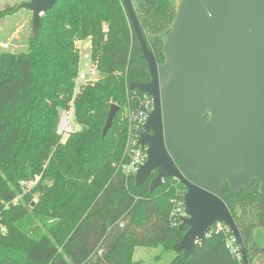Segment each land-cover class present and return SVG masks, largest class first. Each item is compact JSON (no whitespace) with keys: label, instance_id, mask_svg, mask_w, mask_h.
Returning a JSON list of instances; mask_svg holds the SVG:
<instances>
[{"label":"trees","instance_id":"1","mask_svg":"<svg viewBox=\"0 0 264 264\" xmlns=\"http://www.w3.org/2000/svg\"><path fill=\"white\" fill-rule=\"evenodd\" d=\"M131 4L148 50L163 63L175 2ZM40 22L24 53L0 52V264H137L136 247L173 251L188 230L170 220L173 201L182 199L185 188L165 179L151 192L155 172L137 186L135 175L113 166L127 164L126 137L141 133L120 118L125 110L136 112L145 98L129 84L150 80L122 1H58ZM87 40L99 79L75 95L81 130L61 144L59 110L72 102L80 62L76 43ZM111 105L119 111L102 137ZM36 177L24 191L20 182ZM222 188L229 191L226 183ZM257 189L255 181L229 205L249 264H264V248L253 238L254 229L264 227V198ZM222 227H212L188 257L175 252L170 264H242L237 243L229 246L232 235Z\"/></svg>","mask_w":264,"mask_h":264},{"label":"water","instance_id":"2","mask_svg":"<svg viewBox=\"0 0 264 264\" xmlns=\"http://www.w3.org/2000/svg\"><path fill=\"white\" fill-rule=\"evenodd\" d=\"M58 1L16 7L32 13V38ZM121 1L150 77L131 82L129 90L149 96L153 106L137 140L146 161L136 170V185L155 172L151 192L165 179L185 188L179 227L188 230L174 252L188 257L212 227L224 225L242 264H249L229 205L255 181L264 198V0H173L161 64L147 48L131 0ZM118 111L110 106L102 137Z\"/></svg>","mask_w":264,"mask_h":264},{"label":"rangeland","instance_id":"3","mask_svg":"<svg viewBox=\"0 0 264 264\" xmlns=\"http://www.w3.org/2000/svg\"><path fill=\"white\" fill-rule=\"evenodd\" d=\"M27 1L28 0H0V14H2L0 15V52L19 54L24 53L27 50L28 40L32 37V13L24 9H16L17 6ZM82 42H89V40ZM85 44L86 43H84V46ZM76 83L77 81L75 78L74 85H76ZM82 90L83 88H80V90L75 94L73 89L74 97L70 100L72 102H69L66 105L65 109L59 110V122L57 125L56 133L60 136L61 144H64L71 134L79 132L81 130V127L75 121L74 109H72L70 106L71 104H73L74 106V99L82 92ZM66 112H73L71 121L69 122L72 132H68L67 128L65 127L62 128V123L64 121L63 116ZM120 118L122 119H120L121 121H128L129 114L127 110L121 113ZM126 141H128V135L126 137ZM126 147L133 148L134 145L131 143L128 146V143L126 142L124 144V149H126ZM124 149L122 160L126 161L127 157H125L124 155L126 154ZM113 166H115V168H119L122 166V164L119 161ZM38 179L39 178L36 177L35 180L32 181H21L20 184L23 186L24 191H28L35 185ZM180 193V190L175 191V194L177 196H179ZM34 199L36 202L37 195H35ZM177 202L178 201L176 199V201H174V204H176ZM0 226L3 228L4 232L5 229L1 223ZM43 232L45 231L43 230ZM253 238L259 246L264 248V227L254 229ZM175 257L176 253L174 251H165L162 246L136 247L132 255V260L137 264H170Z\"/></svg>","mask_w":264,"mask_h":264},{"label":"built area","instance_id":"4","mask_svg":"<svg viewBox=\"0 0 264 264\" xmlns=\"http://www.w3.org/2000/svg\"><path fill=\"white\" fill-rule=\"evenodd\" d=\"M84 43L85 42H77L76 43V48L79 51V56H80V62H79V71L76 76V85L74 86V92H78L80 88H85L87 86L93 85L95 82L98 81L99 79V72H98V63L97 61H93L91 59V46L89 44L88 49L86 50L84 48ZM145 98L141 100L140 102V108L136 112H128L129 114V126L132 125L134 127V130L141 129L142 132V126L145 123V120L147 118L148 113L152 110V101L149 96L145 95ZM73 109V104L70 106ZM73 112H66L63 116V123H62V128H67L68 132H72L69 122L71 121ZM64 125V126H63ZM68 125V126H67ZM130 128V129H131ZM140 135V134H139ZM139 135L136 137L133 136L132 134L128 135V146L132 143L134 145L133 148L126 147L125 149V157H127V164H123L121 166L123 172L126 175H135L137 168L144 164L146 161V151L145 149H141L140 146L137 144V140L139 138ZM132 149V150H130ZM176 201V200H174ZM173 201V209L171 212V223L173 226H177L180 224V218L184 216V208L182 204V199L176 204H174ZM1 219V218H0ZM223 225H216L213 228L215 229V232H219L223 227ZM224 228H226L224 226ZM212 229V228H211ZM210 231L205 235H209ZM228 230V229H227ZM0 231L3 232V228L0 226ZM199 241H197L195 244H197ZM236 243L235 239L232 237V239L229 241V246L233 245ZM238 250V248H237ZM233 253L236 252V250H233ZM239 252V250H238ZM240 256V254H239Z\"/></svg>","mask_w":264,"mask_h":264},{"label":"crops","instance_id":"5","mask_svg":"<svg viewBox=\"0 0 264 264\" xmlns=\"http://www.w3.org/2000/svg\"><path fill=\"white\" fill-rule=\"evenodd\" d=\"M86 44H85V46H84V48L87 50L88 49V46H89V44H90V42H85Z\"/></svg>","mask_w":264,"mask_h":264},{"label":"flooded vegetation","instance_id":"6","mask_svg":"<svg viewBox=\"0 0 264 264\" xmlns=\"http://www.w3.org/2000/svg\"><path fill=\"white\" fill-rule=\"evenodd\" d=\"M148 134L151 135V133H148ZM177 164H178V163H177ZM177 164H176V165H177Z\"/></svg>","mask_w":264,"mask_h":264}]
</instances>
